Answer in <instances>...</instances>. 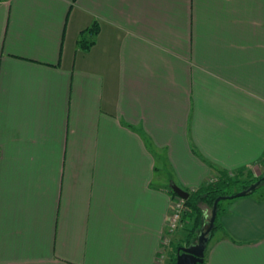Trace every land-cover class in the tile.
Returning <instances> with one entry per match:
<instances>
[{
    "label": "crops",
    "instance_id": "0c3cea01",
    "mask_svg": "<svg viewBox=\"0 0 264 264\" xmlns=\"http://www.w3.org/2000/svg\"><path fill=\"white\" fill-rule=\"evenodd\" d=\"M263 160L264 0H0V264H158L157 173ZM220 224L207 264H264V197Z\"/></svg>",
    "mask_w": 264,
    "mask_h": 264
},
{
    "label": "trees",
    "instance_id": "16d2710c",
    "mask_svg": "<svg viewBox=\"0 0 264 264\" xmlns=\"http://www.w3.org/2000/svg\"><path fill=\"white\" fill-rule=\"evenodd\" d=\"M99 24L94 22L93 25L85 30H83L78 39V44L83 49H89L96 41V37L99 34ZM264 177V175L260 177H253L251 175L242 176L240 173H235L233 176L228 171H221L218 177H215L209 182L203 183L197 189L193 191H189L190 195L187 199H185L187 207H189V211L184 218L193 219V226L189 230L185 242L187 245L194 243V240L198 238L200 232L204 229L203 220L205 218V211L203 205H207L213 209L214 201L218 196L221 195H232L239 191H242L248 188L253 182L257 181L258 179ZM167 188L169 189L170 193L174 197L177 196L176 192L173 190L172 185L174 184L173 181H168ZM264 185V180L262 182ZM250 192L248 195H253L257 190ZM225 211V206H223V200H221L218 204V213L215 220V225L212 231L209 234V241L214 234V232L221 227L220 224V215ZM212 215V210H211ZM211 218V216H210ZM210 221V220H209ZM209 226V222L207 227ZM206 227V228H207ZM178 248V246L176 247ZM172 264H176V258ZM199 264H207V250L205 253V260L203 263Z\"/></svg>",
    "mask_w": 264,
    "mask_h": 264
},
{
    "label": "rangeland",
    "instance_id": "374dc122",
    "mask_svg": "<svg viewBox=\"0 0 264 264\" xmlns=\"http://www.w3.org/2000/svg\"><path fill=\"white\" fill-rule=\"evenodd\" d=\"M264 161V160H263ZM160 162V161H159ZM232 174H235L234 172ZM264 175V174H263ZM242 176H247V174L245 172H243ZM215 178V177H214ZM213 178V179H214ZM156 182H158V184L160 186L163 187H167L168 186V180L164 177H162L160 175V172L157 173L156 176ZM259 190H257L255 192V195H258L259 197H264V185H260L259 186ZM177 197L180 196H176L175 199L178 200ZM182 198V197H180ZM185 201V198H182ZM231 201V199H225L223 200V206H226L229 202ZM204 207V211H205V218L203 220V226L204 228L207 227V224L210 220V216H211V210L212 208L207 206V205H203ZM182 212H180L181 216L179 217L178 221L176 222V227H174L172 230L170 228V225L167 229V233L164 239V243L162 245V252L161 255L159 257V262L158 264H172L174 262V259L177 257V246H186L187 243L185 242V238L189 232V230L192 228L193 226V219H189V218H184L188 213V211L190 210L189 207H187L186 202H184V205L182 206ZM170 223V221H169ZM197 241V238L194 240V242Z\"/></svg>",
    "mask_w": 264,
    "mask_h": 264
},
{
    "label": "water",
    "instance_id": "95a60500",
    "mask_svg": "<svg viewBox=\"0 0 264 264\" xmlns=\"http://www.w3.org/2000/svg\"><path fill=\"white\" fill-rule=\"evenodd\" d=\"M264 177L258 179L257 181L253 182L248 188L239 191L232 195H221L216 198L214 201L213 209H212V215L209 221V226L207 228H204L198 238L197 241L194 243H191L186 246H179L177 248V257H176V264H199L203 263L205 260V253L208 247L209 243V234L212 231L214 225L216 216L218 213V204L221 200L225 199H234L237 197H242L248 195L250 192L255 191L263 182ZM173 190L176 192V194L182 198L187 199L190 195L189 191L181 188L177 184L172 185Z\"/></svg>",
    "mask_w": 264,
    "mask_h": 264
},
{
    "label": "built area",
    "instance_id": "2783aa9c",
    "mask_svg": "<svg viewBox=\"0 0 264 264\" xmlns=\"http://www.w3.org/2000/svg\"><path fill=\"white\" fill-rule=\"evenodd\" d=\"M231 175L233 176L234 174L231 173ZM177 199H175L174 197V201H173V205H172V209H171V216H170V228L171 230L176 227V222L178 221L179 217L181 216L180 212H182V206L184 205V199L177 197Z\"/></svg>",
    "mask_w": 264,
    "mask_h": 264
}]
</instances>
